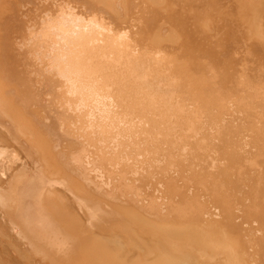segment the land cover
<instances>
[{
    "label": "bare ground",
    "instance_id": "6f19581e",
    "mask_svg": "<svg viewBox=\"0 0 264 264\" xmlns=\"http://www.w3.org/2000/svg\"><path fill=\"white\" fill-rule=\"evenodd\" d=\"M3 1L4 0H2L1 3ZM15 1L16 0H13L12 2L14 3ZM21 1L18 0L19 4L21 3ZM28 1L29 0H27V2ZM56 1L58 0H55V3ZM89 1L91 2L93 0H89ZM109 1H110L109 2L110 6H107L109 5L108 1L106 2L105 0L106 2L105 4V2L101 0V3H103V5L105 6V11H107L108 13H110L109 11H112L114 15V18L112 19L114 20L116 18L115 23H117V20L119 23H121L122 20L124 19H120L119 16L121 17L122 14L127 12L125 10H122V8L126 9L127 7H129L127 6L128 2L126 1L127 3L124 4L125 3L124 0H118L116 2L114 0L113 2L115 3V6L113 8V6H111L113 2L111 0ZM159 1L160 0L158 1L151 0L150 4H152L154 8H159L162 5H163L162 7H164L165 0H163V3H162V0L160 1V4H159L160 6L158 5ZM182 1L184 0H178L177 3L179 2L180 4V2ZM238 1L236 0V2L234 1V3H236L237 5H241L239 4L240 1L239 3ZM246 1H249V3H251L252 9L248 11L250 12L251 17L250 16L247 17L249 18L248 20L246 18V15L244 14L246 21H243L242 24L245 25V23L246 24L249 23L248 24L249 30L248 32L247 31L245 32H247V34L250 32V34L248 35H251L253 33L252 35H254L255 37L256 27L258 25L262 26V24L264 23V19L261 20L262 19L261 14H263L262 16L264 18V12H263L264 4L262 2L264 0H260V1L256 0V2L254 0H251V1L246 0ZM37 2L42 3L41 0L40 1L38 0ZM64 2L65 3H63V5L61 4V6H59L58 9H56L55 14L53 15L46 14L45 19L44 20L42 19V25L40 27V33H38L39 34L38 39L41 40L40 42L42 46L44 44V47H43L44 53H45V56L48 58L47 70L48 72L53 73V75L56 76V80L58 83L57 86L59 90L57 91L58 92L57 97L61 105L62 113L60 114V117L58 116L57 118L58 123L55 122L57 123L56 127H58L57 131L59 132L60 130H62V133L75 135L74 137L77 138V140H75L74 142L72 139L71 142L73 143L71 144L74 145L77 142L79 146L77 150H74V148L76 147L75 145H74V148H70L71 150L73 149L74 152L69 155L68 159H65L66 163L70 162L71 164L69 165L70 166L72 165V168H73V165L75 166L80 176V178L78 177L79 180L80 181L84 180L85 182L84 181L83 182L85 185L87 183L89 184L92 183L93 185H97L95 186L96 189L99 190L103 188V191H104L103 195L105 194L104 197H106L109 200L112 199V200H116L117 202H119V204L117 202L116 204L115 201L113 204L111 202L108 203V204H112L111 206L112 210L115 207L114 209L115 212H112L111 215L117 212L116 217H118L119 210L117 211V209H120V212H119L120 214L123 211L125 212V213L123 212L124 214H122L124 218L127 216V213H128V218L130 219L129 220L127 219V221H131V219L134 218L132 220H134L135 222V220H137L136 218L137 216L138 217L137 222H139V223H133L132 227L131 226L122 227V225H120L118 226V229H116L115 231L114 230L115 226L113 228L111 226L112 230L111 228L109 229V226L111 225V221H110V225L108 226V230H107L110 235L107 234L108 236H106V233L103 231V237H102V231H101L100 237L104 238L102 241H105L106 237L109 238L107 239L108 240L107 242H109L111 245L110 244L107 245L106 244L107 242L106 243L104 242L105 245L103 242H101V245L96 244L97 243L96 241H98V237H97V239L95 238L94 240L96 245L94 244L92 247V245L89 244L90 246L88 247L86 243H90V241L87 235L84 236L85 232H83V229H82L81 231H82L83 236L87 238L86 240L84 239L85 240L84 242L86 244L84 248L88 247L89 253L90 252L92 253H90V255L87 253L86 254L83 253L82 255L81 248L83 247L81 246L79 247L80 242L78 241L79 242L78 247L80 250V252L79 251L78 252L79 254H81L80 255L81 261H82L81 263L83 264L84 262V264H241L243 262L242 259L244 260L243 258L244 254L246 253L245 252L246 249L244 248L245 244L249 245L250 247L249 249L247 248L248 252L252 251L253 249H254L253 252L256 249H259L258 244H257V246L255 248H252L251 250V247L252 246L254 247V245L251 246V244H249L250 242L252 243L253 241L252 239L253 234L251 233L252 228L253 227L255 228L254 230L257 233L256 234L257 236L258 235L264 236V167H258L260 158L262 157L264 158V81L262 80V78L260 79L261 76L260 77L258 76L259 78H256L255 81H252L250 78V74L249 73L247 74L244 72L246 68L245 66L249 62L248 60L249 57L248 58L246 57L247 60L246 58L242 57V59L246 60V62L244 61L239 62L238 61L239 58L237 60L233 58V54H239L240 50L241 52L245 50V49L243 50L244 45H245L244 46L245 48L247 44H248V47L250 46L251 39L249 38V36L246 35L248 36L250 40L249 43H247L249 40L246 42L245 39L243 40L242 43L241 42L239 43L242 45L244 41L246 42L242 46L241 49H240L241 46H238L239 45L238 44L236 47H232V48L230 47L224 52V47H223V52L225 54L222 55L221 54L222 50L219 48L220 52L218 50L219 53L218 52L217 53L220 54V56L222 55L221 57H219L218 54L214 52L215 49H213V45H221L222 43H224L223 42L224 37L222 39L221 34L222 33L224 34L223 29L224 30L227 29L228 31L229 26L228 28L224 26L226 28L225 29L223 28L224 24H222V28H223V29L221 28L222 31L218 27V25L215 26V22L214 24L212 23L214 25L213 27H210L209 25L208 26L206 25V27H204L205 25H202L203 26L202 27L199 24H202V23L206 24L208 23V20L210 19L209 17V19H207V22H206L204 20L206 19V16H204L205 18H203V21L199 24L196 23V21L187 22L188 18L186 19L183 18L184 21L187 20L186 21L187 24L186 26H184L185 23L183 25V22L182 23L181 21L179 22L180 16H181V14H178L177 12L179 7H177V11H176V8L174 9V11H176L174 15H176L177 13V17L176 16L171 17L169 16V12H168V10H170L169 9L170 7H168L167 5L165 9L164 8L160 9L161 11H165L166 8H168L166 10L167 13L165 11V14L164 13L163 15L161 14V17L160 15L158 16L156 14V16H158L159 19L160 18L162 19L163 26L161 24V20L158 21L159 19L155 17V20L157 18L156 21L160 22L158 23L159 27L161 25L160 31L158 29L159 28L158 25H157L158 28L154 26L155 24L153 21V24L149 25V29L151 28L150 31H152L154 27L153 30H155V28L156 30L153 32L154 34L152 35L149 34L148 32L149 37L150 35L153 36L157 34L158 36L156 35L153 38L154 40L156 38L158 39L159 33L161 32V34L162 33L164 34L163 30L166 31L167 27H168L167 28L168 31H170V28H169L170 20L168 21V24H167V23H164L163 19L165 20H168L170 18L174 19L173 17H175L176 19H179L178 23L175 25L171 21L173 26L177 25L176 29L175 28L174 29L172 28V29L173 31L178 30V34L176 32H174L173 34V31H172V33L170 34H173L172 36L174 39H172V37L167 38L166 36H167L168 31H166L165 32L166 38H164V35H163L164 40L162 41L163 38H161L160 40L162 42L160 41L154 42L150 40L148 43L146 42L144 47L143 46L138 47L136 44L133 45L134 41L131 39V37H133L134 39V36L130 35V32H132L133 34H136L135 31L137 30H135L136 28L134 26L136 25L137 27L138 23L137 24L135 23V25L131 26L135 30L134 32L133 30L126 29V25L124 26L125 28L124 27L122 28L119 23L116 24L117 26L115 25L117 29H114L115 27L113 28L110 23L106 22L107 17L106 19L104 18L105 16H107V12H104L106 14L104 16H101L97 12V10H95V8H91L88 4L84 3L82 0V3H83L82 14H77L74 10L77 8L76 6H75L76 8H74L73 6L70 5L69 1H64ZM174 2L176 3V1H173L172 4H174ZM223 2L225 3L224 0ZM7 3L10 4L9 2ZM7 3H6V6H7ZM13 3L10 5H15ZM49 3H51L54 6H57L53 4L54 2L52 3L51 0H49ZM95 3H96V0H95ZM116 3H123L125 7L127 6L126 8L124 6L122 8L121 7L118 8V10L120 8L122 10V11L119 10L120 12L118 11L119 13H121V15L118 14L119 15L118 17H115V12L117 10V8L115 9ZM147 3H148V0H147ZM167 3L169 4L168 0H167ZM135 4L138 5V3H134V6L132 5V7H130L131 8L130 11L133 8L134 13H135V9L136 10L138 9V8H135L137 7V5ZM196 4H197V0H196V3H194L192 6L189 4L188 6H191L190 8L193 7L191 10L199 9L197 6H200L201 4L200 5L198 4L196 5ZM259 4H261L262 7ZM34 5L35 4L33 3V6ZM91 5H93L92 2H91ZM145 5H146V1H145ZM207 5H208V2H207ZM230 5L231 4L229 0V6ZM6 6L2 8L3 11L5 10V8L6 9L8 8ZM17 6H15V8ZM33 6L29 5V7L31 8L30 11L32 10ZM46 6L48 7L47 4ZM97 6L99 7L101 5L96 4V8H98ZM104 6H101V7H104ZM155 6H159V7H155ZM176 6L171 5V7L173 8ZM241 6H243V3ZM259 6L260 8L258 9ZM26 7H24L25 9H23L24 11L26 10ZM40 7L44 9L45 6L44 7L40 6ZM40 7L38 10L41 11ZM110 7H112V9H110ZM149 7L147 8L149 9L148 12H150L151 10V8ZM215 7L217 6L215 5ZM223 7H224V4H223ZM255 7L258 9L256 10L258 11V14L256 13L257 19H254ZM50 8L51 6L49 4V8L47 9L46 12L49 13L48 10ZM33 9L35 12V8ZM218 9H219V6H218ZM222 9L223 8H221L220 6V10ZM13 10L16 15L17 10L15 9ZM77 10L78 9H76V11ZM143 10L145 11V8ZM189 10L190 9H188V12ZM191 10L190 12H192ZM52 11H54V9ZM101 11H103V8H101ZM156 11L157 10L155 9V13ZM181 11L182 10H180V12ZM4 12H2V14ZM21 12L22 11L20 9V12H17V13H20L21 15ZM137 12L140 13L139 10ZM172 12H173V9H172ZM172 12L170 13V15H172ZM193 12L196 13L197 11H193ZM27 13H28V9H27ZM112 13L109 14V20L113 24L112 22L113 20L110 19V15H112ZM138 13H135V14H138ZM158 13H161V12H159L158 10ZM126 14L128 17V14H130V12ZM187 14L185 13L184 15L186 16ZM210 14L212 16L211 10H210ZM235 14H237L235 15L237 18L238 13L235 12ZM9 15L10 14L7 15V12H6L5 17L7 16V19H8ZM223 15H225V13H223ZM248 15L249 13L247 14V16ZM3 16L4 15H2L1 18H3ZM11 16L13 15H10V17ZM21 16H19V18H21ZM29 16H31V13L29 14ZM201 16H199L198 20H200ZM219 16L221 18V14H219ZM219 16L216 15V17H219ZM5 17L3 19L5 20V22L1 19L4 22L2 24L3 25L6 24V21H7L8 24L6 25V27L10 25V29L12 30L13 24H17V21H16L17 19L13 18L14 22H12L13 23L12 24L10 17H9L10 23L8 22L9 19L7 20L5 19ZM24 17L25 16H23L22 18ZM33 17L35 16L30 17V20ZM189 17H190V14H189ZM242 17L243 15L240 17V19ZM258 17H260V20ZM140 18L143 19L142 16H140ZM236 18H233V21H235ZM136 19L137 17L134 20L136 21ZM222 19L225 20L224 18ZM222 19H221V22H222ZM30 20L28 21L29 23L32 22ZM153 20H154V17H153ZM181 20H182V16H181ZM257 20L259 21V23ZM133 21H131V23ZM191 21H192V17H191ZM239 21L236 20V23L238 22L237 25H239ZM21 22L23 21H20V23ZM25 22H26V18H25ZM221 22L219 23L220 26H221ZM231 22L232 21H230L229 19L230 25H231ZM252 22H253V26H252ZM229 23H227V25ZM254 23L257 25L254 26ZM125 24H127V22ZM165 24H166V27H165ZM27 25L29 24L27 23ZM121 25H123V22L121 23ZM18 26L19 25L16 26L17 29H18ZM261 26L257 27L258 35L256 37L258 38L259 36L261 37V34L262 35L264 34V31H263L264 28H262ZM21 27L23 28V26ZM28 27L29 29L31 28L30 26ZM118 27L121 29H118ZM127 27H128V24H127ZM0 28H3V27H0ZM8 28H6V30H10ZM142 28L138 27V29H141V30ZM259 28H261V30ZM32 29H34V27ZM32 29L31 31L30 30L29 31L32 32ZM141 30H138V31L140 32ZM146 30H145V33L147 34ZM218 30L221 31L222 33L221 32L218 33ZM13 31L15 32L17 31L15 29V25H14ZM233 32H232V37H233ZM245 32H243V34ZM259 32H261L260 35H259ZM26 33L28 34L27 30H26ZM0 34L2 35L3 33H0ZM16 34H18V32ZM38 34L36 36H38ZM170 34L168 36H170ZM21 35H23V33L22 34L20 33V36ZM137 35L139 34L137 33ZM227 35L228 33L226 34V36ZM244 35L243 36L241 35V36L244 37ZM2 36L1 37L4 43L8 44V42L4 39L5 38L4 35ZM6 36H7L6 39H8V35ZM12 37L13 39H16V42H17L18 38L16 37L14 38V36ZM17 37H19V35H17ZM146 37L148 38V35H146ZM180 37L183 39L178 41ZM32 38L33 36L30 39ZM147 38L144 39V41H141V43H145V40H147ZM228 38H231V36ZM21 39H20V42H21ZM239 39H240V33H239ZM28 40H26V42ZM261 40H264V39H262L261 37ZM3 41H0V44ZM12 41L15 42V40H12ZM12 41L10 40V42ZM10 42L9 44H11ZM16 42L13 43L15 47L17 44ZM19 45H21V43L18 42V46ZM23 45H22V48H23ZM31 45L35 47L34 43H32ZM229 45L230 44L225 45V48L229 47ZM252 45L253 43H251L250 49H252L251 48ZM9 46L10 45H8V47ZM18 46L16 49H18ZM39 47L41 48V51H42V47L41 46ZM220 47L222 48V45ZM3 48L0 46V54L2 53L1 49ZM5 49H6V44H5ZM11 49L12 48L10 47V50ZM248 49H247V52H248ZM259 50L261 49L259 48ZM259 50L257 52L260 53ZM13 52H15V50ZM25 52L26 51H24V53ZM17 53H18V57L21 58L20 54L22 55V53L20 54L19 52ZM39 53L40 52H38V54ZM249 54L250 53H248L247 56H249ZM6 55H7V52H6ZM12 55H14V53H12ZM12 55H10V53L8 54V56H11V57ZM8 56L5 58V60L8 58ZM260 56L262 55L260 54ZM260 56L259 58H262ZM4 57H5V54H4ZM11 57H9L10 61L9 60L7 61L9 62L15 61L14 58H12L13 60H11ZM25 58H26V55H25ZM37 58L39 59V57ZM255 58H253L254 61H255ZM259 58H257V60L261 61V59ZM0 59L2 60V57H0ZM43 59H44L43 61L44 63L45 58ZM262 59H264V57ZM18 60L16 61V65H18L17 64ZM25 60H26L25 63L29 62L28 56H27V59ZM3 61H4V58H3ZM32 61L33 60H31V62ZM19 62H21L20 64H23L22 61L19 60ZM4 63L6 64V61ZM10 64H7V66L8 65L10 66L9 69L12 71V68L14 67L13 70H15L16 68V66L14 65L15 62L13 66ZM1 66H3L2 61H1ZM32 66L31 68H33ZM251 67H253V64L251 65ZM255 67L257 68V66ZM1 68H0V83L3 82L5 84V81H2V80H5L6 78L2 79L1 77V75L4 76L5 72H1ZM22 68L24 69V67ZM18 69H17V72H18ZM26 69H27V66H26ZM36 70L37 69H35V71ZM21 72L20 73L18 72V75L20 74L21 75H20V78L19 77L17 78L21 80L20 81L16 80L23 87V89L22 87H20V90H19L20 93L19 91L16 92L18 94L22 93L21 94L22 96L21 97L19 96L20 98H18L19 102L17 101L16 96H14L15 94L13 95L14 93V91L12 90L13 85L11 86V84H8L9 82L5 84V85L8 84L11 86V87L9 86L10 87L9 89L12 90L11 92H12V95L14 96V98L12 96L11 99L13 98V101L15 99L18 103H20V106L18 103L14 104L12 100L11 101L13 105L10 104L11 102L9 103L10 96H11L9 95V93H8V98H9L8 103L9 104L6 103V105L8 104V105H11L12 107L15 105L16 107H18L19 112L20 111L22 112L20 113L21 115L20 114L19 115L22 118H24L21 120V117L18 115L22 123L24 125H26V123L31 124L30 127L28 124L24 128V125H22V123L17 126V123H19L17 122L16 128L14 127L15 130L18 127L19 128L22 127V129L20 128L19 130L21 131L23 130L22 134L24 135V137L23 135H21V132L17 130V133L19 132L18 138L19 136L20 137L22 136L23 140L28 138V141H27L28 143L26 142V144L29 145V142H30V146H29L30 148L32 146L31 142L32 144H34L35 142L33 138L36 137V143L34 144L35 146L37 142L38 144L40 143V141L37 139L38 136H35L36 134H32L35 136V137H32V140L34 142L30 140L31 138H29V134L32 133L34 128L35 130L33 131V133L35 131L37 132V127L40 126L39 123L44 122V118L48 117L47 111H46V117H44L45 111L44 112L42 111L44 109L48 110L47 109L48 107L46 108L45 105L43 104L44 102L43 99H42L43 101L42 100L41 101L43 104L42 107H45L44 109L39 108V105H38V108L33 107L32 103L35 102L37 98V96L34 95V94H37V92H35L36 87H34L33 88L34 91L32 90L31 92L30 90L33 87V86L31 87V85H33L31 83L32 82L31 75L30 77H28L29 75L26 74V78H25V76H23V72H25V70ZM42 72L43 74L45 73L44 71ZM8 74H9V71H8ZM10 76L11 74H9V77H7L6 79L7 81H10L8 80V79H11ZM40 76L43 79L42 75ZM27 78L31 82H28V80L26 81L25 79ZM42 79H40V81ZM17 82L14 86V90L16 86L19 88V86L17 85ZM44 82H46V80ZM3 83H2V88H0V90L1 91L2 89L5 90V93L7 94L9 89L6 90L7 88L5 89L6 87L5 85L3 88ZM36 83H37V80H36ZM53 84H55V81ZM27 85L28 86L30 85L29 89ZM36 86L38 90L39 88L41 89V85H39V83ZM42 86L44 87V84ZM45 86H46V83H45ZM46 89L47 88L45 87L44 91H46ZM42 93H43V90H41V94ZM50 93L52 96V92ZM3 94L4 93L2 91V94H1L2 97H0L1 100L4 98ZM4 96L6 95L4 94ZM47 97L49 96H47L46 94V98ZM4 100L7 101L6 98ZM37 100L39 101V99ZM54 102L56 103V101ZM0 103L3 105V102H0ZM34 104L37 105V103H34ZM57 104L59 105V103ZM31 106L33 107V110L30 109ZM49 106L51 107V105ZM0 107L2 108L3 106H0ZM4 107L6 106L4 105ZM23 107H28L29 110H32L30 111L32 114L37 113V115H33L36 118L37 117L41 118L43 116V119L42 120L40 119L41 121H39L38 123H37V120H35L36 122L35 124H34V121H32L33 123L30 122L31 118L29 116L30 114L28 115L29 111L27 109L26 111L27 115L25 116V113H24L25 110L24 112L22 110ZM9 108L8 109L6 108L8 110V112L6 113L9 115L11 114V117H12L14 115L13 114L14 111L17 112L16 110L18 108L16 109L14 107L16 110H13V113H12V109L10 110ZM36 108L38 110H36ZM2 109H0V113H1L0 116H4L2 115V112L4 113L5 111H7L5 109L3 110ZM9 111H11V113ZM39 112H42V116H41V113L39 116L38 114ZM22 114L25 117L22 116ZM9 115H5L4 118H7ZM49 115L52 118L51 113ZM26 117H28L29 121H26L25 123ZM10 119L11 118H9V120ZM32 119H35V118L32 117ZM47 119H48L47 121H49V118ZM20 120L18 119L17 121H20ZM51 120L49 122H51ZM47 121L45 122L47 123ZM55 123H54L53 129L55 127ZM33 124H34V127H32ZM44 125L48 127L51 126L47 124H44ZM7 126L8 125H6L5 127ZM26 128L32 131L29 133L28 130H26ZM41 128L42 129H45V128L42 127L41 125L40 130H39V127H38V131L41 133V138H42L43 134L41 132ZM24 130H26V132ZM25 133L27 135L26 138H25ZM55 134L53 136H55ZM59 135L61 134L59 133ZM6 136H7L6 138H8L9 140V143L6 141L5 138H4L5 139L4 141L2 139L0 141L3 144L8 143V146H10L9 144L11 143V141H14L13 136H11L12 139H9L8 133ZM61 138H62V135H61ZM46 139H48V136L46 137ZM46 139H45V143L46 142L50 143L49 140L46 141ZM55 139L51 141V143L54 142L55 144V142H58V140L56 141ZM63 141L62 142L60 141V143L59 142L58 143L64 144ZM42 142L44 143L43 140ZM15 143L16 142H12L11 147H13L12 145ZM51 143L50 145L53 144ZM69 143L68 141H66V144H65V145H68V147H65L64 145H62L63 147H61V149H64L62 152V155L64 154V151L67 148H69ZM38 144L37 146H39ZM45 145H47V143ZM50 145L48 144L49 147ZM8 146L7 148L10 149L11 147H8ZM15 146H17V144ZM48 146H45V149L49 150ZM55 146L56 144L52 145V148H54L53 151L57 149V147ZM14 148H15L14 150L17 151L18 153L21 151V150L18 151L17 147H14ZM51 150L52 149L50 147V150L47 153H49ZM4 151H5V154H7L5 148H4ZM69 152L70 151H68V153ZM58 153H59V149L56 154L59 155L60 153L59 154ZM65 153H67V151ZM20 154L21 152L19 153V155ZM39 154H40V157H39ZM50 154L51 156L55 155V151L54 152L51 151ZM21 155L23 156V154ZM36 155L38 156V160L41 161V163H44L42 162L44 158L43 159L41 158V153L37 152ZM23 158L24 159L22 160L25 161L27 157H25L24 155ZM29 158L27 161L28 163L29 162L31 163L30 161L31 159ZM52 158H53L52 162H54L56 158L54 159V156ZM19 160H21V158H17V162L20 163ZM33 160L35 161V158H33L32 161ZM46 160L49 161L51 160V158L46 159ZM58 160L59 159H56V162H55L56 164L58 163ZM63 161L64 160L62 159V162ZM52 162L50 161V163ZM59 162L61 161L59 160ZM262 162L260 163L261 166L264 165V162H263V165H262ZM19 163H17V165L15 164L13 166V169L12 168L9 169V172L10 173L12 172L10 176H12V174L14 173L13 172L14 170H15V173L16 172L18 173V171L19 173L21 172L20 171L21 166L20 168L17 167L18 170L14 169L16 166H19ZM66 163L65 165L64 164L63 165L66 166ZM45 164L46 163H44L43 166H45ZM56 164H55L56 169H54L55 168L54 165L52 166L49 165V166L52 168V170L54 169L55 171H57L58 169L57 175L59 174L60 176L59 175L55 176V171L49 172V169L48 170L45 169L49 172V173L47 172L48 175L50 173H53L51 177L52 178L54 177V180L48 179L49 181H47V184H46L48 186H46L45 184L38 185L36 183V180H37L35 176L36 173L33 174L34 170H31L32 174L27 175L26 176L27 178L25 177L26 183L22 184L23 186H21V189L19 191V196L28 197L32 200V202L35 201L34 203H36L37 199H39L42 196V194H44L45 192L50 193V190H52L53 188H55L54 191H59V188H56V185L58 187L59 185L64 186V188L66 189V192L67 190L70 192V193L67 192V194L68 195L70 194V197L72 198L74 205L76 204L79 208H82L81 211L85 213L84 214L85 224L88 227H92L93 222L99 219L101 216V213L105 211L104 207H103V210H104L103 211L102 204H100L101 205L100 207L97 203H92L91 201L89 202L86 199H82V197H80L82 195V193H79L81 191V188L83 190H85L86 188L87 190L85 191V194H83V196L85 195L88 197L90 193L92 192L94 193V190L92 187H91L92 192L89 190L91 185H89V189L85 185L84 186L79 185L80 191L77 190L78 189L77 187L75 191L74 186H77V183L74 182L75 185L73 184V190L77 194H75L74 191H71L72 190L71 186H70L71 189H69V185L67 184L69 182L71 183V181H69L71 176L73 177V180L75 179L78 180V178L75 176V168H74V172L72 169L69 168L70 170H72L71 172H73L74 174H71V172L68 173L69 175L66 174L67 179L69 181V182L67 181V184H66L67 187H66L65 182L64 181L62 182L63 179L60 173L61 170L59 169L60 168L59 163H58L59 168L56 166ZM4 165H5V162H4ZM31 165L33 166V163H31L30 166ZM63 165H61L62 170H63L62 168ZM69 165L67 166L69 167ZM49 166H47V168H49ZM2 169L4 171L3 167ZM42 169L44 170L43 167ZM45 170L44 172L46 174ZM15 173L13 174L14 176H12V180H10L11 177H8L7 180L12 181L11 185H9L10 187L9 186L8 187L9 188L12 187L16 190L17 188H15L16 185L14 184H17L18 186V183H20L21 181H19L18 183L17 182L14 183L16 179L15 176L17 175V173L16 175ZM47 174L45 176H47ZM1 177L2 176L0 175V178ZM56 177L57 179H59L58 177H60L61 181L59 180L57 181V179L55 180ZM22 179L23 177L21 178V180ZM3 181L5 182V178H3ZM96 182H99V184ZM7 184L5 182L6 187H7ZM2 185L4 186V184ZM64 188H62V190H65ZM2 191L3 193L0 191L1 192L0 196L3 194L2 196L4 197V200L7 199V203L8 205H10V208H11L12 193L9 194L8 192V195H6L5 189H3ZM88 191L90 193L87 195L86 192ZM95 192L97 191L95 190ZM102 192H101V195H102ZM99 194L100 193H98V195ZM94 195H97V193H94ZM6 196L7 198H5ZM46 196H48V194ZM60 196L61 198H63L61 193H60ZM42 197L44 198L45 196L43 195ZM92 198L93 196L91 195V199ZM9 199L11 201V204H9L8 202ZM96 199H99V198L96 196ZM57 200H54L56 204L52 203V201L50 200L52 203L51 206L50 204H47L48 202L47 203L45 202V203L46 205H49L50 207H52L53 205L54 206L57 205ZM44 201L45 199H43V202ZM59 202H62V201H59ZM63 202L58 203V204L59 206L61 204V207L63 205L64 206L63 209L65 210L67 206L65 207V203L63 204ZM13 203L15 204V202ZM0 204H1V201H0ZM5 204H6V201H5ZM122 204H125L127 207L124 206V209H123ZM20 205H21L20 208L22 207L21 208L22 215H20L22 219L20 220V223L22 224L24 229L27 228L29 230L30 237L34 235L35 237L34 236L33 237L36 238V240L38 238V240L40 239V242L42 241L47 242L54 248L53 251L56 250L59 256L63 254L65 255V258L68 259V257L71 255V252H70V247H72L71 244L75 245V243H72L71 238L73 237L70 238V236L66 234L67 232L66 233L64 232L66 226L63 228L61 225L62 228H60L59 219H58L59 221L58 223L59 226H58L48 216L49 213L46 214L41 209L42 207L40 208L36 204H32V203H29V201H26L24 205L22 204ZM46 205L45 207H48ZM116 205L118 206V208H116ZM54 206L52 207L53 209H54ZM71 206H72V203H71ZM73 206H72V210L73 208L75 210L76 208ZM119 206L122 208V210L121 208H119ZM129 206L131 207V209ZM3 207L6 208L7 205H3ZM56 208L57 207H55V211L59 212V209H56ZM0 209H1V206H0ZM8 209L9 207H7L6 211ZM78 210L80 211V209ZM49 211H51V209ZM107 211L108 210H106L105 212L107 213ZM64 212H66V210L63 211L62 213ZM69 212H72V211H70L69 209ZM62 213H60L58 216H61ZM141 216L143 217V219L145 218L143 222H148L149 220L155 221L157 223L159 222L160 224L158 225L161 228H163L161 226V223L163 225H167L169 224V222H171L170 224H172L173 222L172 225L174 228H170L168 230L167 229L160 230V227L158 228V230L152 229V227L155 228L154 227L155 225L154 224L152 225V223L150 224L151 227L147 228L146 225H148L149 222L141 224L140 223ZM2 217H7V216H5L4 214ZM11 218L14 219L12 216ZM61 218L63 219V217ZM64 218L66 217L64 216ZM79 218L82 219L81 216H79ZM7 220H9V218ZM121 220L123 222L122 218ZM71 222L74 223V220L72 219ZM0 223L2 225V222ZM7 223L9 224L10 222H7ZM7 223L3 225L7 226ZM23 224L25 225V227ZM61 224L64 225L63 220ZM66 224L68 223L66 222ZM127 224L129 225V223ZM107 225H108V220H107ZM169 226L170 225H168V227ZM198 227H200L199 230L201 229L200 231L201 233L198 232L197 230ZM7 228L9 229V227ZM7 228H6V231H7ZM2 229H3V232H6L4 231V228L1 227V231ZM95 230L97 229L95 228ZM67 231L69 230L67 229ZM111 231H112V234H111ZM203 231L205 233L208 232L209 234V235L207 234L208 237H205L206 234L202 233ZM6 233L8 234V232ZM93 233H95L94 236H92ZM250 234H252L251 241H249ZM79 235L80 233L78 234V236ZM99 235H100V232H99ZM210 235L214 237L216 235L217 236L219 235L220 240H219V237H217V239H215L216 243H217V240L218 242H221V240L223 239L222 240V243H223L224 240L229 239L227 240V242L229 245H231L232 250L234 251L237 250L236 251L237 256L235 257V255L234 256L232 255L233 257H230L231 256L230 253H227V256H228L227 257L225 252L228 250V247H227V250L225 249V247L221 250L220 247L221 248L223 247V244L222 246H220L221 243L220 245L219 243H217L218 247L220 246L219 247L220 250L219 249L217 250V247H215L217 244L214 246L212 245L214 241H211L212 243L209 242V238L211 237ZM13 236H15V239L17 240V235L15 234ZM90 236L94 238L95 236H98V232L97 231L91 232ZM0 237L3 239V236L0 235ZM5 237H6V234H5ZM254 237H255V233H254ZM6 238H9V237H6ZM27 238L29 239V237ZM15 239L12 238V240H14L12 241V243L13 242L16 243ZM244 239H247V240H244ZM6 240L10 242V238ZM6 240L4 239V242L1 240L2 242L0 243H6L7 242ZM205 240L207 241L206 244H208L211 249H215L216 255L212 256L213 257L212 263L208 262L209 258L205 254L207 253L205 252L207 250V249L205 250ZM230 241H231V244H230ZM8 242L6 243L7 245L9 244ZM244 242H247V243H244ZM32 243L34 244L33 241L32 242L30 241L28 243L29 244V246H27L28 251H25L24 253H22L23 252L22 251L21 255L17 254L19 253V250L16 251L17 249V243H16V246H15L16 249H14L15 247L11 248L12 250H14L13 252H16V254L12 255L10 254L11 252L10 251L9 254L12 256V259L9 258V261H8V256L10 255L6 252L7 245L5 244L6 245L5 246L3 244L4 248H2V250L4 249L6 253L5 255L6 257L4 256V252L1 253V248H0V264H45L47 261L51 259L50 258L49 260H46L45 263H43L45 260V256L50 253V251L47 250L48 248L46 249L45 243L40 244V245L35 244L36 246L32 245ZM20 245H22L21 242H20ZM80 245L83 246V243H81ZM98 245L100 246L103 245V246L102 248H98ZM235 245L238 247V249L235 248ZM43 246L45 247L47 252H45L46 250H44ZM232 246L234 249L232 248ZM241 246L243 247V249ZM32 247L33 248L36 247V250L31 249ZM91 247L93 248V250L95 249H98V250H95V251L90 250ZM84 248H83V251H84ZM25 249H26L25 245H23L22 250H25ZM37 249L39 250L41 249V254L43 251L45 256L42 257L43 256L42 255L41 257H39L38 255L39 253H37ZM50 250H51V253H53L52 249ZM72 252H77V249L76 251H72ZM241 252L243 254H241ZM258 252L261 253V251L259 250ZM256 254H257V251H256ZM241 255H242V259H241ZM262 256L264 259V251H263ZM48 257H51V255ZM75 257L76 256H74V258ZM229 258L231 260H229ZM245 258L247 259V256ZM214 259H215V263H213ZM240 259H241V262H240ZM253 260H257V256H256V259H253ZM246 261L248 262V264L250 263L248 259ZM53 262L54 261H52V263ZM62 262H64V259ZM247 262H244V264H246ZM66 263L68 262L66 261ZM77 263L79 264V261ZM254 263L257 264V262H254ZM258 263H261V262H258ZM46 264H50V262H47ZM54 264H56V261ZM58 264H61V263H59L58 261Z\"/></svg>",
    "mask_w": 264,
    "mask_h": 264
},
{
    "label": "rangeland",
    "instance_id": "374dc122",
    "mask_svg": "<svg viewBox=\"0 0 264 264\" xmlns=\"http://www.w3.org/2000/svg\"><path fill=\"white\" fill-rule=\"evenodd\" d=\"M2 1V0H1ZM1 1H0V15L2 14V12H4V11H6L7 12V15L8 14H10V15H13V16H11L10 17V15L8 16V19H9V17H10V19H11V23L12 22H14L13 21V18H15V19H17L16 21H17V24H13V27H12V30L10 29V25L9 26H7L6 27V25L8 24L7 23V21H6V24H2V23H4L5 22V20H3L4 19V17H5V14H6V12H4L2 15H4L3 16V18H1L2 17V15L0 16V27H3V28H0V33H3L2 35H4V39L8 42V44L7 43H4V41H3V39H2V35L0 34V41H3L1 44H0V46L3 48V49H1V52L3 53H1L0 54V57H2V60L0 59V68H1V72H5V74H4V76H2L1 75V77H2V79H7V77H9V74H11V76H10V78L11 79H8V80H10V81H7L6 79L5 80H2V81H5V84L6 83H8V84H11V86H12V90L14 91V93H13V95L14 96H16V98H17V101L19 102V99L18 98H20L22 95V93L21 94H18V93H16L17 91H19L20 90V87H22V85L19 83V82H17V81H20L19 79H17L18 77L20 78V75L22 74V72L21 71H23V70H25V72H23V76H25V78H26V74H28L29 76L28 77H30V75H31V81L30 80H28V78L27 79H25L26 81L28 80V82H31L33 85H31V83H30V85H31V87H32V89L30 90L31 92H32V90L34 91V87H36L35 88V92H37V94H34L35 96H37V98H36V101L35 102H33L32 104H33V107H37L38 108V105H39V108H42V109H44L45 107L49 110H42L43 112L45 111V113H44V117H46V111H47V113H48V117H46V118H44V122H41V123H39V125L41 126L42 125V127H44L45 129H42L41 128V132H42V134H43V136L45 137H43L42 136V138H41V133L38 131V127H39V130H40V126H38L37 127V132L35 131L34 133H33V131L35 130V128L33 129V131L32 130H30V129H27L26 128V130H28V132L30 133L31 131H32V133L31 134H29V138H31L30 140H32V137H35V136H38V140L40 141V143L38 144V142H37V144L39 145V146H37V144H36V146L34 145L35 143H36V137L35 138H33V140H35V142H34V144H32V142H31V147L29 148V146H30V142H29V145L28 144H26V142L28 141V138H26L27 137V135H26V133H25V138L26 139H22L23 137H24V135L22 134V132H23V130L21 131V130H19L20 128L22 129V127H18L16 130L14 129V127L16 128V123L17 122H19V123H17V126L19 125V124H21L22 123V119H24V118H22L20 115V113H22L21 111L19 112V108L18 107H16L15 105L12 107L11 105H13V103L15 104H17L18 102L14 99V101H13V98H14V96L12 95V90H10L9 88L11 87L10 85H5L3 82V88H4V85L6 86L5 87V89L6 90H8V92H7V94L5 93V90H3L2 89V91H3V93L6 95V96H4V94H3V101L1 100V98H0V102H3V105L0 103V106H3L4 107V105L6 106V107H2L3 109H5V110H7L8 108H9V106H10V110L12 109V113H13V110H16L17 108V112H15L14 111V115L13 116H17L18 117V119L20 120V117H21V120L20 121H17L18 119H17V117L15 116V117H11V114L9 115V114H7L6 112H8V110L7 111H5L4 113L2 112V115H9L7 118H8V120H7V118H4V116H0V140L2 139L3 141L6 139V141L9 143V140H8V138H6L7 136V133H8V136H9V139H12V137L11 136H13V140L14 141H11V143L9 144L10 146H8V143L7 144H3V143H1V141H0V175L2 176L1 178H0V191L3 193V189H5V191H6V195H8V192H9V194H11L12 193V205H11V208H10V205H8V203H7V199L6 200H4V197L1 195L0 196V201H1V204H0V206H1V209H0V222H2V225L3 224H5V223H7V222H10L9 224L7 223V226L6 225H1V223H0V226L2 227V228H4V231H6V228L7 227H9V229L7 228V231L6 232H8V234L6 233V232H3V229H2V231H1V227H0V235L1 236H3V239L0 237V242H4V239L6 240V239H9L10 238V242H8V240H6L9 244L7 245L6 243H0V248H1V253L2 252H4V256L6 255V253H5V251H4V249L2 250V248H4V246H3V244L6 246V248H7V250H6V252L9 254V252H10V254H12V255H15L16 254V252H13L14 250H12L11 248H14L15 246H16V243H17V249H16V247L14 248V249H16V251L17 250H19V253H17V254H20L21 255V252L22 253H24L25 251H28V248H27V246H29V242L31 241H33L34 242V244L32 243V245H34V246H36L35 244H38V245H40V244H46V249L47 250H49L50 251V253H49V251H48V253L49 254H47L46 256H45V254L43 253V251H42V254H41V249L39 250V249H37V253H39L38 255H39V257H41L42 255V257H44L45 256V260H44V262L43 263H45L46 262V260H49L50 258V260L49 261H47V262H50V264H54L55 263V261H56V264H58V261H59V263H61V264H76L78 261H79V264H82L81 262V257H80V255L81 254H79V252H80V250H79V247L81 246V247H83L84 248V246H86V244H87V246L89 247L90 245L89 244H91L92 245V247H93V245L95 244V238L97 239V237H98V241H96L97 243L96 244H100L101 245V242H107L108 240L107 239H109V238H107L106 237V240L105 241H102L104 238H102L103 237V231L106 233V236H108L107 234H109V232L107 231L108 230V226L110 225V221H111V225L109 226V229L111 228V226H112V228L114 227V230L116 231V229H118V226H120V225H122V227H129V226H131L132 227V224L133 223H139V222H137V220H138V217L136 216V218H137V220H135V222H134V220H132V219H134V218H132L131 219V221H127V219L129 220L130 218H128V213H127V216L124 218V216L122 215V214H124L123 212L120 214L119 212H120V209H117V211L119 210V212H118V217H116L117 216V212L116 213H114L113 215H111L112 214V212H115V204H114V209L112 210V204L114 203V201H115V203L117 202L116 200H112V199H107L106 197H104V195H103V193H104V191H103V188L102 189H96V187L95 186H97V185H93L92 183L91 184H89V183H87L86 185L84 184V182L81 180H79V178H80V176H79V173L77 172V169L75 168V166L73 165V168H72V165L70 166L69 164H71L70 162L68 163H66V160L65 159H68V157H69V155L71 154V153H73L74 151H73V149L71 150L70 148H74V145L76 146L75 148H74V150H77L78 148H79V146H78V144H77V142H76V144H71V143H73V142H71L72 141V139H73V141L75 142V140H77V138H75L74 136L75 135H70V134H66V133H62V130H60L59 132L57 131L58 130V127H56L57 126V118H58V116L60 117V114L62 113V109H61V105H60V102H59V99H58V97H57V91L59 90V88H58V83H57V80H56V76L55 75H53V73H50V72H48V70H47V67H48V58L45 56V53H44V44H43V46H42V44H41V40H39L38 38H39V34L38 33H40V27H41V25H42V19L44 20L45 19V16H46V14H50V15H53V14H55V12H56V9H58V7L59 6H61V4L63 5V3H65L64 1H69L70 2V5L71 6H73L74 8H76V9H78L77 11H76V9H74L75 10V12L77 13V14H82V11H83V7H82V5H83V3H82V0H58V1H56V3H58V4H56L55 3V0H51L52 1V3L53 4H55V5H57V6H54V5H52L51 3H49V0H41V2L42 3H39V2H37L38 0H29L28 2H27V0H25V1H21V0H19V1H21V3L19 4V2H18V0H16L14 3L12 2L13 0H4L2 3H1ZM9 2L10 4H15V5H10V4H8L7 2ZM31 1V2H30ZM40 1V0H39ZM44 1H45V3H44ZM60 1V2H59ZM98 1H100V2H98ZM108 1V4H109V0H106V2ZM112 2L114 1V0H111ZM116 1H118V0H115V2ZM128 2V4H127V6H129V7H127L128 8V10H127V8L125 7V5H123V3H116V7H115V9L117 8V10H116V12H115V17H118L119 15H121V13H119L120 11L119 10H121V8L124 6L126 9H124V8H122V10H125V11H127L126 13H129L130 12V14H128V17H130V18H128L127 17V14L126 13H124V14H122L121 15V17L119 16V18L120 19H124V20H122V22H123V25H121V23H119L118 22V20H117V23H115V19L113 20L112 18H114V15H113V13H112V11H109L110 13H112V15H110V19H112L113 21V24L110 22V20H109V14L110 13H108L107 11H105V6L103 5V3H101V0H96V3H95V0H93V1H91L92 3H93V5H91V2L89 1V0H83V2L84 3H86V4H88L91 8H95V10H97V12L101 15V16H104L106 13H104V12H107V16H105L104 18L106 19V17H107V19H106V22L107 23H110L111 24V26L114 28V29H117V25L116 24H120V26L123 28L125 25H126V29H130V30H133V32L135 31V30H141V29H138V27L140 28H142V26H143V28H142V30L139 32H137V31H135V33L136 34H133L132 32H130V35L131 36H134V39H133V37H131V39L134 41V43H133V45H137L138 47H144L145 46V44H146V42L148 43L150 40H152V41H154V42H159L160 40H161V38H163V35H164V38H170V37H172V39H174L173 38V34H174V32H176L177 34H178V30L177 31H173V29L175 28H177V25L176 26H173V24L175 25V24H177L178 23V20L179 19H176L175 17H173L174 19H168V20H165V19H163V21H164V23H167L168 24V21L170 20V31H168V27L166 28V31H168V33H167V36L165 37V30H163L164 31V34L162 33L161 34V32L159 33V38L157 39H155L154 40V38L153 37H155L156 35H153V36H151L152 34H154L153 32L156 30V28H158L159 27V24L158 23H160V22H158V21H160L161 20V24H162V26H163V22H162V19L160 18H158V16L160 15V17H161V14L163 15V13L165 14V11L168 9V8H166V10L165 11H161L160 9L161 8H164L165 9V7L168 5V7H170L169 9L170 10H168V12H169V16H176L177 17V13H176V15H174L175 14V12L177 11V7H179V9H178V14H181V16H182V20H181V16H180V20H179V22L181 21V23L183 22V25H184V23H185V25L184 26H186V24H187V22H195L196 21V23H201L202 21H203V18H205L204 16H206V19H204L206 22H207V19H209V17H210V19L208 20V23H206V24H199V25H205L204 27H206V25L208 26H210V27H213L214 25V22H215V26L216 25H218V27L221 29L222 28V24H224L223 25V28H225V27H227L228 28V26H229V32L227 31V29L226 30H224L223 28V32H224V34L221 32L222 31V29H221V31H219L218 30V33L219 32H221L222 34V39H223V37H224V39H223V42L225 43H222L221 45H222V48L220 47L221 45H213V49H215L214 50V52L216 53V54H218L219 52H220V49L222 50L221 52V54L223 55V54H225L224 52L227 50V49H229L230 47L232 48V47H236L240 42L242 43L243 42V40L245 39L246 40V42L249 40V38L251 39V43H253V45H252V49H250V46H251V43H250V46L248 47V44H247V46H246V48L248 49V52H247V49L244 47L245 45V41H244V43L241 45V44H239L238 46H241L240 47V49L242 48V46H243V52H241V50H240V52H239V54H233V58L234 59H238V61L239 62H241V61H244V62H246V60H247V58H248V60H249V62H248V64H246V68H245V73H249L250 74V78H251V80L252 81H255V79L256 78H259L260 76V79L262 78V80L264 81V72H263V70H264V59H262L263 57H264V40H261V37H262V39H264V37H263V35L261 34V37L259 36V38L258 37H256L257 35H258V29H257V27L258 26H261V25H258L257 27H256V29H255V37H254V35H248V34H250V32L247 34V32H248V24L249 23H245V25L244 24H242L243 23V21H246L245 20V17H244V14L246 15V18L247 17H249L250 16V12H248V11H250V9H252V7H251V3H249V1H246V0H243V2H242V0H239L240 1V3H239V1H238V3L239 4H241L242 5V3H243V6H241V5H237L236 3H234V1L236 2V0H233V1H231L230 0V6H229V0H224L225 1V3L223 2V0H211V2H210V0H207V2H208V5H207V2H206V0H203V2H202V0H197V4L198 5H200V6H197L199 9H193V10H191L192 8H190L194 3H196V0H184V1H182V2H180V4H179V2L177 3V1L178 0H168V2H169V4L167 3V0H165L164 1V7H159L160 5V1L158 2V5L159 6H155V7H159V8H154V6L152 5V4H150V1L151 0H148V3H147V0H143V2H142V0H124V4H126L127 2ZM145 1H146V5H145ZM156 1H158V0H156ZM173 1H176V3L174 2V4H172V2ZM251 1V0H250ZM255 2H256V0H254ZM258 1V0H257ZM260 1V0H259ZM25 4H24V3ZM103 2H105V0H103ZM106 2H105V4H106ZM171 2V3H170ZM215 2V3H214ZM218 2V3H217ZM221 2V3H220ZM234 4H232V3ZM247 2V3H246ZM263 2V4H264V1H262ZM6 3H7V6H6ZM33 3L35 4L34 6H33ZM38 3V4H37ZM134 3H138V5L137 4H135V5H137V7H135V8H138L137 10L135 9V13H138L137 11L139 10V12L140 13H138V14H135L134 13V11H133V8H132V10L130 11V7H132V5L134 6ZM162 3H163V0H162ZM186 3V4H185ZM221 5H220V4ZM228 3V4H227ZM248 3H249V5H248ZM252 3H253V1H252ZM19 4V5H18ZM46 4L48 5V7L46 6ZM49 4H50V6H51V8L48 10L49 11V13L48 12H46L47 11V9L49 8ZM96 4L97 5H101V6H104V7H101V6H97L98 8H96ZM142 6V8H141V6ZM150 5V7H149V5ZM154 4V3H153ZM176 4H177V6H176ZM188 4L189 5H191V6H188ZM196 4V5H197ZM223 4H224V7H223ZM247 6H246V5ZM18 5V6H17ZM29 5H31V6H33L32 7V10L30 11V7H29ZM87 5V6H88ZM171 5H175L176 7H171ZM180 5V6H179ZM215 5L217 6V7H215ZM260 6H261V4H259ZM8 7L7 9L5 8V10L3 11L2 10V8H4V7ZM10 6V7H9ZM15 6H17L16 8H15ZM26 6H28V7H26ZM40 6H45L44 7V9L42 8V7H40ZM76 6V7H75ZM107 6H110V4L109 5H107ZM111 6H113V8H114V6H115V3L113 2L112 4H111ZM206 6V7H205ZM209 8H208V7ZM212 6V7H211ZM218 6H219V9H218ZM220 6H221V8H223L222 10H220ZM227 8H226V7ZM236 6V7H235ZM253 6V5H252ZM255 6V5H254ZM260 6L258 7V9L260 8ZM264 6V5H263ZM24 7H26V10L24 11L23 9H25ZM39 7H40V9H41V11L40 10H38L39 9ZM103 8V11H101V8ZM119 7H121L119 10H118V8ZM151 8V10H152V12H151V10H150V12H148L149 11V9H147V8ZM188 7V8H187ZM215 9H214V8ZM230 7V8H229ZM262 7V6H261ZM21 9V15H20V13H17V12H20V9ZM33 8H35V12H34V9ZM145 8V11L143 10ZM176 8V11H174V9ZM182 8V9H181ZM204 8V9H203ZM205 8H207V9H205ZM264 8V7H263ZM11 9V10H10ZM13 9H15V10H17L16 11V15H15V13H14V10ZM27 9H28V13H27ZM43 9V10H42ZM54 9V11H52ZM110 9H112V7H110ZM109 9V10H110ZM155 9L157 10L156 11V13H155ZM172 9H173V12H172ZM188 9H190L192 12H190V10H189V12H188ZM244 9V10H243ZM256 7H255V11L256 10H258ZM12 10H13V12H12ZM107 10H108V8H107ZM121 10V11H122ZM158 10H159V12H161V13H158ZM180 10H182L181 12H180ZM186 10V11H185ZM207 12H206V11ZM209 10V11H208ZM210 10H211V13H212V16H211V14H210ZM38 11V12H37ZM51 11V12H50ZM101 11V12H100ZM119 11V12H118ZM132 11H133V13H132ZM183 11H184V13H183ZM193 11H197L196 13H194ZM215 11V12H214ZM241 11H242V13H241ZM245 11H246V13H245ZM254 11V13H255V16H254V19H257V17H256V13L258 14V11H256L255 12ZM102 12H103V14H102ZM172 12V15H170V13ZM202 12V13H201ZM214 12V13H213ZM235 12H237L238 13V16H237V18H236V16L235 15H237V14H235ZM239 12H240V14H239ZM249 13V15L247 16V14ZM264 12V11H263ZM24 13V14H23ZM31 13V16H29V14ZM41 13H42V15H41ZM148 13V14H147ZM152 13V14H151ZM166 13H167V11H166ZM187 14L186 16L184 15V14ZM199 13V14H198ZM201 13V14H200ZM223 13H225V15H223ZM18 14H19V16H21V18H19V16H18ZM28 14V15H27ZM33 14V15H32ZM119 14V15H118ZM132 14V15H131ZM147 14V15H146ZM155 14V15H154ZM156 14L158 15V16H156ZM189 14H190V17H189ZM193 14H194V16H193ZM219 14H221V18H220V16H219ZM234 14V15H233ZM124 15V16H123ZM134 15H135V17H134ZM197 15H198V17H197ZM202 15V16H201ZM216 15L217 16H219V17H216ZM240 15V16H239ZM243 15V19L241 20L240 19V17ZM263 14H261V20H263L264 18H263V16H262ZM23 16H25L24 18H22ZM29 18H27V17ZM32 16H35V17H33V18H31V20H30V17H32ZM44 16V17H43ZM140 16H142V18L143 19H141L140 18ZM151 16V17H150ZM199 16H201L200 17V20H198L199 19ZM253 16V15H252ZM260 16V15H259ZM36 17H37V19H36ZM137 17V19H136V21L134 20L135 18ZM150 17V18H149ZM153 17H154V20H153ZM155 17H157L159 20L158 21H156L157 20V18H156V20H155ZM191 17H192V21H191ZM251 17V16H250ZM25 18H26V22H25ZM35 18V19H34ZM129 20H128V19ZM147 18V19H146ZM186 19V18H188V21L186 22V21H184V19ZM190 18V19H189ZM202 18V19H201ZM222 18H224L225 20H223ZM233 18H236V20L237 21H239V19H240V21H239V25H237V23H236V20L235 21H233ZM259 18V20H260V17H258ZM4 21H2V20ZM5 19H7V16L5 17ZM7 19V20H8ZM10 19H9V23H10ZM18 19H19V21H18ZM33 19H34V21H33ZM119 19V20H120ZM221 19H222V22H224V21H226V22H224V23H222L221 22ZM229 19H230V21H232L231 22V25H230V23H229ZM232 19V20H231ZM248 20H249V18H247ZM32 21V22H28V21ZM36 20V21H35ZM127 20V21H126ZM134 20V21H133ZM141 20V21H140ZM227 20H228V22H227ZM251 20H252V18H251ZM16 21H15V23H16ZM20 21H23V22H21L20 23ZM121 21V20H120ZM131 21H133L132 23H131ZM139 21V22H138ZM153 21H154V26L156 27L155 28V30H153L154 29V27H153V29H152V31H150L151 30V28L149 29V25H152L153 24ZM173 22V24H172V22ZM200 21V22H199ZM258 21V20H257ZM257 21H256V23H257ZM33 22H35V23H33ZM127 22V24H128V27H127V24H125ZM157 24H156V23ZM217 22V23H216ZM221 22V26L219 25V23ZM23 23V24H22ZM27 23L29 24V25H27ZM38 23V24H37ZM115 23V24H114ZM135 23L137 24V27H136V25H135ZM211 23V24H210ZM213 23V24H212ZM225 23H226V25H225ZM227 23H229L228 25H227ZM251 23V22H250ZM258 23H259V21H258ZM11 24V25H12ZM30 24H32V25H30ZM264 24V23H263ZM262 24V28H264V25ZM14 25H15V29L17 30L16 32L15 31H13L14 30ZM17 25H19L20 26V28H19V26H18V29H17ZM40 25V26H39ZM114 25V26H113ZM116 25V26H115ZM133 25H135L134 27L136 28L135 30L131 27V26H133ZM142 25V26H141ZM145 25V26H144ZM157 25H158V27H157ZM247 25V26H246ZM257 24H255L254 23V26H256ZM5 26V27H4ZM21 26H23V28L21 27ZM27 27V28H25V27ZM28 26H30L31 28L29 29V27ZM36 26V27H35ZM225 26V27H224ZM230 26H231V28H230ZM235 26V27H234ZM246 26V27H245ZM250 26H251V24H250ZM252 26H253V22H252ZM9 27V28H8ZM34 27V29H36V30H34V29H32ZM39 27V28H38ZM146 27V28H145ZM160 27H161V25H160ZM160 27L158 28L159 29V31H160ZM165 27H166V24H165ZM203 27V26H202ZM6 28H8V29H10V30H6ZM125 28V27H124ZM144 28H145V30L147 31V34L145 33V30H144ZM163 28V27H162ZM173 28V29H172ZM233 28V29H232ZM247 28V29H246ZM255 28V27H254ZM5 29V30H4ZM19 29H20V31H19ZM31 31V29H32V32H30L29 30ZM118 29H121V28H119L118 27ZM242 29V30H241ZM244 29H246V30H244ZM252 29V28H251ZM260 30H261V28H259ZM3 30H4V32H3ZM26 30L28 31V34L26 33ZM162 30V29H161ZM239 30V31H238ZM263 30V29H262ZM172 31H173V34H170V33H172ZM234 31V32H233ZM237 31V32H236ZM245 31H247V32H245ZM251 31V30H250ZM254 31V30H253ZM264 31V30H263ZM18 32V34H16ZM144 32V33H143ZM148 32H149V34H151L150 35V37H149V34H148ZM228 33V35H229V33H230V35L228 36H226V34ZM232 32H233V37H232ZM240 33V39H239V33ZM243 32H245L244 34H243ZM262 32V31H261ZM261 32H259V35H260V33ZM11 33H12V35H11ZM16 34V36H15V34ZM20 33L22 34L23 33V35H21L20 36ZM25 33H26V35H25ZM30 33H32V34H30ZM35 33V34H34ZM137 33L139 34V35H137ZM263 33V32H262ZM38 34V36H36ZM141 34V35H140ZM170 34V36H168ZM238 34V35H237ZM6 35H8V39H9V41H8V39H6L7 38V36ZM17 35H19V37H17ZM144 35V36H143ZM146 35H148V38H149V40H148V38L146 37ZM162 35V36H161ZM244 35V37H242V36ZM246 35H248L249 36V38H248V36H246ZM2 36V37H1ZM12 36H14V38L16 37V38H18L17 39V42H16V39H13V37H12V39H11V37ZM26 36V37H25ZM33 36V40L32 39H30L31 37ZM140 36V37H139ZM158 36V35H157ZM177 36V35H176ZM179 36V35H178ZM231 36V38H228V37H230ZM21 37H22V39H21ZM23 37H24V39H23ZM242 37V38H241ZM245 37H247V38H245ZM252 37V38H251ZM28 38H29V40H28ZM35 38V39H34ZM141 40H140V39ZM147 38V40H145V43H141V41H144V39H146ZM164 38L162 39V41L164 40ZM183 38H184V36H183ZM183 38H181L180 37V39L178 40V41H180V40H182ZM221 38V37H220ZM20 39H21V42H20ZM10 40L12 41V40H15V42L17 43L16 44V47H15V45H13V43H15L14 41H12V42H10ZM26 40H28L29 42H30V44H29V42L27 41L26 42ZM225 40V41H224ZM233 40V41H232ZM235 40H236V42H235ZM239 40V41H238ZM253 40H255V41H253ZM24 41H25V43H24ZM162 41H160V42H162ZM176 41H177V39H176ZM228 41V42H227ZM9 42L11 43V44H9ZM18 42L19 43H21V45H19L18 46ZM233 42V43H232ZM250 42V40L247 42V43H249ZM32 43H34L35 45V47H33V45H31ZM140 43V44H139ZM234 43H235V45H234ZM257 43V44H256ZM5 44H6V49H5ZM23 44H25V45H23ZM139 44V45H138ZM228 44H230L229 45V47H227V48H225V45H228ZM8 45H10L9 47H8ZM12 45V46H11ZM22 45H23V48H22ZM28 45V46H27ZM255 45H256V47H255ZM258 45V46H257ZM17 46H18V49H16L17 48ZM39 46H41L42 47V51H43V53H42V51H41V48L39 47ZM10 47L13 49H11L10 50ZM21 49H20V48ZM26 47V48H25ZM223 47H224V52H223ZM255 47V48H254ZM220 48V49H219ZM259 48L262 50V48H263V50L261 51V50H259ZM24 49V50H23ZM34 49V50H33ZM36 49H37V51H36ZM8 50H10V51H8ZM15 50V52H16V54H15V52H13ZM20 50H21V52H20ZM218 50H219V52H218ZM250 50H251V52H250ZM260 51V53L259 52H257V51ZM24 51H26L25 53H24ZM6 52H7V55H6ZM17 52H19V54L20 53H22V55L20 54V57L21 58H19L18 57V53ZM38 52H40L39 54H38ZM218 52V53H217ZM246 54H245V53ZM255 52V53H254ZM256 52H257V54H256ZM10 53V55H12V53H14V55H12V57L11 56H8V54ZM243 53V54H242ZM248 53H250L249 54V56H247L248 55ZM254 53V54H253ZM263 53V54H262ZM4 54H5V57H4ZM29 54V55H28ZM47 54V53H46ZM260 54L262 55V56H260ZM2 55V56H1ZM15 55H16V57H15ZM24 55V56H23ZM25 55H26V58H25ZM221 55V56H222ZM253 55H254V57H253ZM257 57H256V56ZM8 56V58L5 60V58ZM27 56H28V63H25L26 62V60L25 59H27ZM33 56V57H32ZM218 56L219 57H221L220 56V54H218ZM241 58H240V57ZM259 56L260 57H262V58H259ZM9 57H11V60H13L12 58H14L15 59V61H12V62H9L10 61V58ZM37 57H39V59L37 58ZM236 57V58H235ZM242 57L243 58H246V60H244V59H242ZM256 57V58H255ZM3 58H4V61H3ZM43 58H45V62L43 63V61H44V59ZM251 58V59H250ZM253 58H255V61H254V59ZM257 58H259V59H261V61H259V60H257ZM19 59L20 61H22V63L23 64H20L21 62H19V60H18V65H16V61ZM23 59V60H22ZM35 59V60H34ZM7 60H9V61H7ZM31 60H33L32 62H31ZM1 61H2V63H3V66H1ZM6 61V64L4 63ZM36 61V62H35ZM41 61V62H40ZM14 62H15V64H14ZM251 62V63H250ZM10 63H12V64H10ZM26 64V66H27V69H26V66H25V64ZM32 63V64H31ZM40 63V64H39ZM262 63V64H261ZM7 64H10V65H12L13 66V64L16 66V68H15V70H13V68H12V71L9 69L10 68V66L8 65L7 66ZM29 64V65H28ZM253 64V67H251V65ZM254 64H255V66H257V68L254 66ZM20 65H22V66H20ZM33 65V66H32ZM237 65H238V63H237ZM30 66V67H29ZM31 66L33 67V68H31ZM36 66V67H35ZM7 67V68H6ZM18 67H19V69H18ZM22 67H24V69L22 68ZM247 67H249V68H247ZM255 67V68H254ZM4 68V69H3ZM22 68V69H21ZM5 69H7V70H5ZM17 69H18V72L20 73L21 72V74L20 75H18V72H17ZM35 69H37L36 71H35ZM20 70V71H19ZM7 71V72H6ZM8 71H9V74H8ZM31 71H33V72H31ZM42 71H44L45 73L43 74V72ZM260 71V72H259ZM13 72V73H12ZM36 72V73H35ZM252 72V73H251ZM256 72V73H255ZM7 73V74H6ZM25 73V74H24ZM48 73V74H47ZM1 74H3V73H1ZM257 74H259V75H257ZM40 75H42V77H43V79L41 78V76ZM44 75V76H43ZM53 75V76H52ZM17 76V77H16ZM38 76V77H37ZM259 76V77H258ZM36 79H35V78ZM53 77H54V79H53ZM24 78V77H23ZM22 78V79H23ZM33 78H34V80H33ZM40 79H42L41 81H40ZM17 80V81H16ZM36 80H37V83H36ZM46 80V82H44V81ZM51 80H52V82H51ZM11 81H13V82H11ZM17 82V85L19 86V88L17 87H15V90H14V86H15V84H16V82ZM35 81V82H34ZM54 81H55V84H53L54 83ZM15 82V83H14ZM2 83H0L1 85V87L0 88H2ZM20 85H19V84ZM35 83V84H34ZM38 83H39V85H41V89L39 88V90H38V88H37V86L36 85H38ZM45 83H46V86H45ZM51 83V84H50ZM29 84V83H28ZM44 84V87L42 86ZM47 84H48V86H47ZM29 85V86H30ZM8 86V87H7ZM10 86V87H9ZM28 86V85H27ZM29 86H28V89H29ZM38 87H40V86H38ZM44 89H43V88ZM45 87L47 88L46 89V91H44L45 90ZM49 88H50V90H49ZM22 89H23V87H22ZM237 89V88H236ZM41 90H43V93L41 94ZM2 91L0 90V93L2 94ZM38 91H39V93H38ZM50 92H52V96H51V93ZM8 93H9V95H11L10 96V101L8 100L9 98H8ZM11 93V94H10ZM19 93H20V91H19ZM49 93H50V95H49ZM1 94H0V97H2L1 96ZM45 94V95H44ZM46 94H47V96H49V97H47L46 98ZM40 95V96H39ZM42 95H43V97H42ZM13 96V98L11 99V97ZM18 96V97H17ZM20 96V97H19ZM38 96H39V98H38ZM7 99V101H5L4 99ZM51 98V99H50ZM54 98V99H53ZM37 99H39V101L37 100ZM44 100V102H43V104L45 105V107H42V101ZM57 99V100H56ZM13 101V103H12V101ZM42 100V101H41ZM48 100V101H47ZM5 101V102H4ZM8 101H9V103L11 104V105H8L9 103H8ZM38 101V102H37ZM54 101H56V103L54 102ZM49 102V103H48ZM5 103V104H4ZM6 103H8L7 105H8V107H7V105H6ZM34 103H37V105H35ZM39 103V104H38ZM57 103H59V105L57 104ZM19 104V106H20V103H18ZM56 104V105H55ZM49 105H51V107L49 106ZM53 106V107H52ZM12 107V108H11ZM16 109H15V108ZM33 107L31 106L30 107V109H32L33 110ZM1 107H0V109H2ZM7 108V109H6ZM14 108V109H13ZM36 108V110H38ZM58 108V109H57ZM59 108H60V110H59ZM2 109V110H3ZM27 109H28V107H23L22 108V110H23V112H24V110H25V116L27 115ZM57 109V110H56ZM1 110V111H2ZM32 110H29L28 109V111L30 112V111H32ZM10 113H11V111H9ZM19 112V113H18ZM28 112V115L30 116V122H32V121H34V124L36 123L35 122V120H37V123L39 122V121H41L42 119H43V116H42V112H39L38 114H39V116H40V113H41V118H39V117H35V116H33V115H37V113H29ZM58 112V113H57ZM6 113V114H5ZM16 113V114H15ZM51 113V116H52V118L50 117V114ZM20 114V115H19ZM56 114H57V116H56ZM0 115H1V113H0ZM20 117H19V116ZM55 115V116H54ZM22 116H24L23 114H22ZM24 116V117H25ZM28 116V117H29ZM28 117H26L25 118V123H26V121H29L28 120ZM32 117H34L35 119H32ZM9 118H13L12 120L10 119L9 120ZM39 118V119H38ZM47 118H49V121L51 120V122H49V121H47L48 119ZM41 119V120H40ZM6 121H7V123H6ZM24 121V120H23ZM45 121H47V123L45 122ZM54 121V122H53ZM53 122V123H52ZM55 122H57V123H55ZM33 123V122H32ZM48 123H50V124H48ZM54 123H55V127H54V129H53V126H54ZM29 124V127H30V123H26V125H28ZM34 124H33V126L32 127H34ZM44 124H47V125H51L50 127H48V126H46V125H44ZM6 125H8L7 127H5ZM11 127H10V126ZM22 125H24L23 123H22ZM26 125H24V128H25V126ZM46 126V127H45ZM31 127V128H32ZM49 128V129H48ZM1 129H3V130H1ZM17 130L19 131V132H21V135H23V137L21 136H19V138H18V133H17ZM26 130H24L25 132H26ZM30 130V131H29ZM48 130V131H47ZM53 130H54V132H53ZM47 131V132H46ZM5 132V133H4ZM17 134H16V133ZM58 132V133H57ZM47 133H48V135H47ZM52 133V134H51ZM55 134V136H53L54 134ZM59 133L62 135V138H61V135H59ZM15 134V135H14ZM32 134H36L35 136L34 135H32ZM51 134V135H50ZM72 134V133H71ZM30 135H31V137H30ZM48 136V139H46V137ZM59 136V137H58ZM68 136V137H67ZM15 137H16V139H15ZM72 137V138H71ZM5 138V139H4ZM22 140H21V139ZM51 140H50V139ZM56 138V139H55ZM40 139H42L43 141H44V143H45V139H46V141L47 140H49V142L51 143V141H53L54 139L57 141L58 140V142L60 143V141L62 142L63 141V139H64V141H63V143L64 144H59L58 142H55V144H56V146L55 147H57V151H58V149H59V155H57L56 153H57V151L56 150H54L55 151V155H53L54 156V159L56 158V159H59L61 162H62V159L65 161V163H66V166H64L65 165V163H64V161L61 163V162H59V160H58V163H59V167H58V163L56 164L55 162H56V159H55V161L54 162H52V157L53 156H51V154H50V152L52 151V152H54L53 151V149L54 148H52V145H55L54 144V142H52L51 144L52 145H50V143H48V142H46L47 143V145H45L43 142H42V140H40ZM17 140V141H16ZM66 141H68V143H69V148H67L65 151H64V157H66V158H64L63 157V155H62V152H63V150L64 149H61V147H63L62 145H64L65 147H68V145H65L66 144ZM12 142H16L15 144H13L12 146L13 147H11V144H12ZM21 142V143H20ZM4 143H6V142H4ZM23 143H24V145H23ZM28 143V142H27ZM2 144H3V146H2ZM17 144V146H15ZM26 144V145H25ZM41 144V145H40ZM48 144L50 145V147H51V151L49 152V153H47L49 150H50V147L48 146ZM48 146L49 147V150H47V149H45V146ZM60 145V146H59ZM7 146L8 147H11L10 149L9 148H7ZM2 147V148H1ZM14 147H17V150L18 151H20L21 152V154H23V156L20 154L19 155V153L17 152V151H15L14 149ZM36 147V148H35ZM47 147V148H48ZM54 147V146H53ZM4 148H5V150H6V152H7V154H5V151H4ZM20 148V149H19ZM29 149V150H28ZM34 149V150H33ZM36 149H37V151H36ZM23 150V151H22ZM33 151V152H32ZM36 151V152H35ZM67 151V153H68V151H70L68 154L67 153H65ZM33 154H32V153ZM37 152L39 153H41V158L43 159V161L42 162H44V163H46L45 164V166H43L44 165V163H41V161H39L38 160V156L36 155L37 154ZM50 154V155H49ZM24 155H25V157H27L26 159H25V161H23L22 159H24L23 157H24ZM35 155V156H34ZM49 155V156H48ZM56 156V157H55ZM30 157V158H29ZM39 157H40V154H39ZM46 157H48V158H46ZM58 157V158H57ZM17 158H21V160H19L20 161V163L19 162H17ZM28 158L29 159H31L30 161H31V163H33V166L31 167L30 166V162L28 163ZM33 158H35V161L33 160L32 161V159ZM50 159L51 158V160H46V159ZM62 158V159H61ZM40 159V158H39ZM41 160V159H40ZM44 160H46V161H44ZM14 161V162H13ZM22 161H23V163H22ZM37 161V162H36ZM50 161L53 163H50ZM264 162V158L262 157V158H260V160H259V166L258 167H264V165H263V162ZM4 162H5V165H4ZM48 162V163H47ZM262 162V165L263 166H261V163ZM17 163H19V166H16L14 169H17L18 170V168H20V166H21V169H20V173H19V171H18V173H17V175H16V173H15V170L13 171V170H11V171H13L14 173H15V177H16V179H15V181H14V179H13V181H14V183L15 182H19V181H21L20 183H18V186H17V184H14V185H16V187L15 188H17L16 190L14 189V188H9L10 186L9 185H11V183H12V181H10V180H12V176H14L13 174H12V176H10L11 175V173L9 172V169H13V166L16 164L17 165ZM50 163V164H49ZM60 163H61V165H63L62 166V168H63V170L61 169V165H60ZM2 164V165H1ZM21 164V165H20ZM54 165V167H55V164H56V166L62 171H60V173H61V175H62V182L64 181L65 182V185L67 184V181H68V179H67V175L66 174H68L69 172H71L72 170H73V172H74V168H75V176L78 178V180L77 179H75V180H73V177L71 176V178H70V180L69 181H71V183L69 182L67 185H69V189H71L72 188V190L71 191H74L73 190V184L75 185V183L74 182H76L77 183V186H74V188H75V191H76V187L78 188L77 190L78 191H80V186H87V188L89 189V185H91L90 186V191L92 192V188H93V190H94V193H97V195H94V193L92 192V193H90L89 191L88 192H86V194L88 195L89 193V195H88V197L87 196H83V194H85V191H87L86 190V188H85V190H83L82 188H81V191H83V192H79V193H82V195L80 196V195H78V196H80V197H82V199H86L87 201H91L92 203H97L100 207H101V205L100 204H102V210H103V207H104V210L106 211V210H108L107 211V213L104 211L103 213H101V216H102V218H101V216H100V218L99 219H97V220H95L94 222H93V226L92 227H88L86 224H85V216H84V212L83 211H81L82 210V208H79L76 204L74 205V203H73V200H72V198L70 197V194L68 195L67 194V192L68 193H70L68 190H67V192H66V189L64 188V186H60L59 185V187L56 185V188H59V191H54V189L55 188H53L52 190H50V193L49 192H45L44 194H42V196L44 195L45 197L43 198L42 196L39 198V199H37V201H36V203H34V202H32V200L30 199V198H28V197H20L19 196V191H20V189H21V186H23L22 184H25L26 183V176L27 175H29V174H32V171L31 170H34V172H33V174L34 173H36L35 174V176H36V178H37V180H36V183L38 184V185H46L47 184V181H49L48 179H50V180H54V177L52 178L51 176L53 175V173H50L49 175L47 174V170L49 169V172H54L55 170L54 169H56V167L52 170V168L50 167V166H52V165ZM4 165V166H3ZM37 165V166H36ZM49 166V168H47V166ZM67 165H69V167L67 166ZM6 166V167H5ZM25 166V167H24ZM2 167L4 168V171H3V169H2ZM18 167V168H17ZM24 167V168H23ZM42 167L44 168V170L45 169H47V170H45L46 171V174H47V176H45L46 174H45V172H44V170L42 169ZM66 167H67V169H66ZM33 168V169H32ZM72 169V170H70V169ZM22 169H23V171H22ZM51 169V170H50ZM64 169H65V171H64ZM7 171H8V173H7ZM24 171H25V173H27V174H25L24 173ZM30 171V172H29ZM57 171H58V169H57ZM57 171H55V176H58L57 175ZM48 172V173H49ZM73 172H71V174H74ZM59 173V172H58ZM18 174H20V175H18ZM6 175H7V177H6ZM24 175V176H23ZM40 177H38V176ZM69 175V174H68ZM78 175V176H77ZM41 176H42V178H41ZM60 176V175H59ZM74 176V175H73ZM74 176V177H75ZM8 177H11V179L8 181L7 179H8ZM23 177V179H24V181H23V179L21 180V178ZM26 177V178H25ZM44 177V178H43ZM47 177V178H46ZM51 177V178H50ZM70 177V176H69ZM75 177V178H76ZM3 178H5V182H6V184H7V187H6V185H5V182L3 181ZM59 179H57V177L55 178V180L57 179V181L59 180V181H61L60 180V177H58ZM92 178H94V177H92ZM44 179H45V181H44ZM82 179V178H81ZM73 181V182H72ZM4 182V183H3ZM79 182V183H78ZM82 183V184H81ZM96 183H98L99 184V182H96ZM2 184H4V186L2 185ZM20 184V185H19ZM67 185H66V187H67ZM80 185V186H79ZM9 186V187H8ZM46 186H48V185H46ZM70 186H71V188H70ZM99 186V185H98ZM45 187V186H44ZM61 187V188H60ZM92 187V188H91ZM2 188V189H1ZM62 188H64L65 190H62ZM8 190V191H7ZM11 190H13V191H11ZM57 190V189H56ZM95 190L97 191V192H95ZM61 191V192H60ZM74 191V193L75 194H77L76 192ZM77 191V192H78ZM103 191V192H102ZM0 192V193H1ZM57 194H56V193ZM101 192H102V195H101ZM60 193H61V195H62V197L63 198H61V196H60ZM63 193V194H62ZM98 193H100L99 195H98ZM48 194V196H46ZM59 194V195H58ZM14 195H15V197H14ZM58 195V196H57ZM91 195L93 196V198L95 199H91ZM5 196V195H4ZM11 196V195H10ZM60 196V197H59ZM96 196L99 198V199H96ZM1 197H2V199H1ZM56 199H55V198ZM59 197V198H58ZM5 198H7V196L5 197ZM41 198H43V199H45V201L43 202V199H41ZM48 198V199H47ZM57 198H58V200H57ZM101 198V199H100ZM62 199V200H61ZM106 199H107V201H106ZM49 200V201H48ZM52 201V203H54V204H56V202L54 201V200H57V205L56 206H54V209L52 208V207H50L51 206V201ZM65 200H66V202H65ZM98 200H100V201H98ZM112 200V201H111ZM5 201H6V204H5ZM26 201H29V203H32V204H36L38 207H42L41 209L46 213V214H48V216L58 225V223H59V221H60V228H64L65 226V233L66 234H68L69 236H70V238L71 237H73V238H71L72 239V243H75V245L74 244H71V246L72 247H70V252H71V255L68 257V259L67 258H65V255H61V256H59L58 254H57V252H56V250L55 251H53V247L50 245V244H48L47 242H40V239L38 240V238H37V240H36V238H34L33 236H31L30 237V232H29V230L27 229V228H23V226H22V224L20 223V220L22 219L21 218V216L20 215H22L21 214V208H20V204H22V205H24L25 204V202ZM42 201V202H41ZM59 201H64L63 202V204L65 203V207L67 206V208H65V210H66V212H64V213H62L63 211H65L64 209H63V205H62V207H61V204H60V206H59V204L58 203H62V202H59ZM70 201H71V203H72V206L73 207H75L76 209L74 210V208H73V210H72V206H71V203H70ZM8 202H9V204H11V201H10V199L8 200ZM13 202H15V204L13 203ZM40 202H41V204H40ZM47 204H50V206L49 205H46V203ZM109 202H111L112 204H108ZM68 203V204H67ZM118 204H119V202H117ZM116 203V204H117ZM7 205V207H9V209L6 211V209H7V207L6 208H4L3 207V205ZM103 204H104V206H103ZM107 204H108V206H107ZM45 205L46 206H48V207H45ZM19 206V207H18ZM122 206H123V209H124V206L125 207H127L125 204H122ZM3 207V208H2ZM55 207H57L56 209H59V212L58 211H55ZM59 207H61V208H59ZM109 207H110V209H109ZM130 207V206H129ZM49 208V209H48ZM116 208H118V206L116 205ZM119 208H121L120 206H119ZM12 209V210H11ZM51 209V211H49ZM63 209V210H62ZM69 209H70V211H72V212H69ZM78 209H80V211L78 210ZM130 209H131V207H130ZM130 209H129V211H130ZM60 210H61V212H60ZM121 210H122V208H121ZM126 210H127V208H126ZM134 211V210H133ZM128 212V211H127ZM8 213V214H7ZM60 213H62V215L61 216H58ZM66 213H67V215H66ZM2 214V215H1ZM5 214V216H7V217H2L3 215ZM10 214H11V216L14 218V219H12L11 218V216H10ZM81 216L82 217V219L81 218H79V216ZM109 214V215H108ZM133 214H134V212H133ZM75 215H77V216H75ZM121 215V216H120ZM129 215H131V214H129ZM139 215V214H138ZM64 216L66 217V218H64ZM74 216H75V218H74ZM56 218V219H54V218ZM61 217H63V219L61 218ZM76 217H78V218H76ZM105 217H106V219H105ZM9 218V220H7ZM121 218L123 219V222H122V220H121ZM1 219H2V221H1ZM11 219V220H10ZM58 219H59V221H58ZM74 220V223L73 222H71V220ZM80 219V220H79ZM125 219V220H124ZM145 219V218H144ZM143 217L141 216V218H140V223L141 224H144V223H148V225H146V227L147 228H150L151 227V223H152V225L154 224L155 226V228H153L152 227V229H157L158 230V228L160 227L158 224H160L159 222L157 223V222H155V221H148V222H143ZM62 220H63V223H64V225L63 224H61L62 223ZM70 220V221H69ZM103 220V221H102ZM105 220V221H104ZM107 220H108V225H107ZM120 220V221H119ZM7 221V222H6ZM15 221V222H14ZM68 223V224H66V222ZM101 221V222H100ZM127 221V222H126ZM14 222V223H13ZM98 222H100V223H98ZM106 222V223H105ZM113 222V223H112ZM118 224V225H116V224ZM127 223H129V225L127 224ZM171 222H169V224H167V225H163L162 223H161V226L163 227V228H161L160 227V230L162 229V230H168V229H170V228H174L173 227V222H172V224H170ZM99 224H100V226H99ZM157 224V225H156ZM165 224V223H164ZM24 225V224H23ZM61 225H62V227H61ZM168 225H170L169 227H168ZM4 226H6V227H4ZM68 226H70V227H68ZM117 226V227H116ZM158 226V227H157ZM24 227H25V225H24ZM166 227V228H165ZM252 227V226H251ZM77 228H78V230H77ZM95 228L97 229V230H95ZM112 228H111V230H112ZM119 228H121V227H119ZM199 228L200 227H198V232H200L201 231V229L199 230ZM67 229L69 230V231H67ZM83 229V232H85L84 233V236H86L87 235V237L89 238V241H90V243H86L85 244V240L87 239L86 237H84L83 236V234H82V230ZM90 229V230H89ZM94 229V230H93ZM255 228L253 227L252 228V234H253V237L251 236L252 234H250V240L249 241H251V237H252V239H253V241H252V243L250 242L249 244H251V246L252 245H254V247L252 246L251 247V250H252V248H255L256 246H257V244H258V247H259V249H256L254 252H253V250L252 251H250V252H248V249L250 248L249 247V245H246L245 244V246H244V248L246 249H244L245 250V254H244V260L242 259V255H241V259H242V263L241 264H244V262H247L246 260L248 259L249 260V264H253L254 262H257V264H264V259H263V256H262V254H263V251H264V236H262V235H256L257 233L255 232V230H254ZM26 230H27V232H26ZM72 230V231H71ZM80 231V232H79ZM95 231H97L98 232V236H95L94 238H92L91 236H90V234H91V232H95ZM101 231H102V237H100L101 236ZM210 231V230H209ZM220 231H221V229H220ZM24 232V233H23ZM99 232H100V235H99ZM214 232V231H213ZM80 233V237L78 236V234ZM201 233V232H200ZM202 233H205L204 231L202 232ZM210 233H212V232H210ZM254 233H255V237H254ZM5 234H6V237H9V238H6L5 237ZM17 235V240L15 239V236H13V235ZM28 234V235H27ZM94 234L95 233H93V235L92 236H94ZM111 234H112V231H111ZM198 234V233H197ZM206 234V236L205 237H208L207 236V234H208V232H206L205 233ZM9 235V236H8ZM20 235V236H19ZM27 235V236H26ZM82 235V236H81ZM97 235V234H96ZM110 235V234H109ZM209 235V234H208ZM23 236V237H22ZM105 236V235H104ZM200 236V235H199ZM211 236V235H210ZM19 237V238H18ZM27 237H29V239L27 238ZM76 237V238H75ZM217 237H219V235L217 236H211L210 238H209V242L210 243H212L211 241H214V243L212 244V245H216L217 243H219V245H220V243H221V245L220 246H222V244H223V247L221 248L220 246V249L222 250L224 247H225V249L227 250V247H228V250L225 252L226 253V256H227V253H230V257H233L234 255H235V257L237 256V254H236V251L237 250H232L231 249V245H229L228 244V242H227V240H229V239H227V240H224V242H225V244H224V242L222 243V240H221V242H218V240H217V243L215 242L216 240L215 239H217ZM259 237H260V239H259ZM12 238L13 239H15L16 240V243H12V241H14V240H12ZM20 238H21V240H20ZM24 238V239H23ZM27 238V239H26ZM22 239H23V241H22ZM27 240V242H26V240ZM80 239V240H79ZM85 239V240H84ZM225 239V238H224ZM248 239H249V237H248ZM254 239H255V241H254ZM258 240V242H257V240ZM2 240V241H1ZM25 240V241H24ZM30 240V241H29ZM219 240H220V237H219ZM244 240H247V239H244ZM243 240V241H244ZM21 242V244L22 245H20V242ZM36 241V242H35ZM40 242V243H38V242ZM77 241V242H76ZM80 243H79V242ZM233 241V240H232ZM263 241V242H262ZM254 242V243H253ZM78 243H79V247H78ZM81 243H83V246L82 245H80ZM105 243H104V245H105ZM207 243V241L205 240V252H207V253H205L206 255H207V257L209 258H207L208 259V262H210V263H212V259H213V257L212 256H215L216 255V253H215V249H211L210 248V246L208 245V244H206ZM244 243H247V242H244ZM255 243H256V245H255ZM260 243H261V245H260ZM11 244H12V246H11ZM13 244H14V246H13ZM85 244V245H84ZM95 244V245H96ZM107 245H109L110 243L109 242H107L106 243ZM228 244V245H227ZM230 244H231V241H230ZM18 245H19V247H18ZM23 245H25V250H22V248H23ZM100 245H98V248H102V246H100ZM111 245V244H110ZM225 245V246H224ZM263 245V246H262ZM31 247V246H30ZM42 247V246H41ZM44 247V246H43ZM88 247H85L84 248V251H83V248H81V253H82V255H83V253L84 254H89L90 255V253H92V252H90L89 253V248ZM91 247V249L90 250H93V248ZM215 247H217V250L219 249V247H218V244L215 246ZM242 247V246H241ZM262 247V248H261ZM9 248V249H8ZM21 248V249H20ZM39 248H40V246H39ZM95 248V247H94ZM230 248V249H229ZM232 248H233V246H232ZM235 248H237L238 249V247L235 245ZM248 248V249H247ZM261 248V249H260ZM31 249H33V250H36V247H32ZM45 249V247H44V250H46ZM50 249H52V252L53 253H51V250ZM76 249H77V252H72V251H76ZM87 249V250H86ZM219 249V250H220ZM234 249V248H233ZM242 249H243V247H242ZM241 249V250H242ZM40 252H39V251ZM47 250L45 251V252H47ZM95 250H98V249H95ZM95 250H93V251H95ZM212 250V251H211ZM258 250L259 251H261V253L260 252H258ZM79 251V252H78ZM87 251V252H86ZM209 251V252H208ZM243 251V250H242ZM256 251H257V254H256ZM36 252V251H35ZM210 252H211V254H210ZM232 252V253H231ZM258 253H259V255H258ZM9 254V255H10ZM52 254H53V256H52ZM55 254V255H54ZM241 254H243L242 252H241ZM51 255V257H48V256H50ZM229 255V254H228ZM233 255V256H232ZM239 255V254H238ZM74 256H76L75 258H74ZM247 256V259L245 258ZM256 256H257V260H253V259H256ZM6 257V256H5ZM54 259H53V258ZM212 257V258H211ZM228 257V256H227ZM240 257V256H239ZM9 258L10 259H12V256L10 255V256H8V261H9ZM79 259V260H77V259ZM57 259H58V261H57ZM60 259H62V260H60ZM63 259H64V262H62L63 261ZM241 259H240V262H241ZM75 262H74V261ZM229 260H231L230 258H229ZM52 261H54L53 263H52ZM66 261L68 262V263H66ZM46 262V263H47ZM230 262V261H229ZM258 262H261V263H258ZM45 263V264H46ZM213 263H215V259H214V261H213ZM231 263V262H230ZM239 263V262H238ZM78 264V263H77ZM83 264H84V262H83ZM246 264H248V262L246 263ZM254 264H256V263H254Z\"/></svg>",
    "mask_w": 264,
    "mask_h": 264
}]
</instances>
